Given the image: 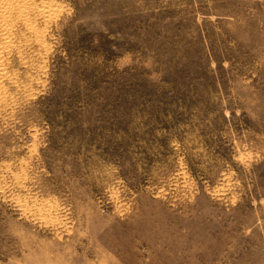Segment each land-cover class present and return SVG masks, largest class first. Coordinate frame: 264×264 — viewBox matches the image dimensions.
<instances>
[{"label": "rangeland", "instance_id": "374dc122", "mask_svg": "<svg viewBox=\"0 0 264 264\" xmlns=\"http://www.w3.org/2000/svg\"><path fill=\"white\" fill-rule=\"evenodd\" d=\"M0 63V264H264V0H0Z\"/></svg>", "mask_w": 264, "mask_h": 264}, {"label": "bare ground", "instance_id": "6f19581e", "mask_svg": "<svg viewBox=\"0 0 264 264\" xmlns=\"http://www.w3.org/2000/svg\"><path fill=\"white\" fill-rule=\"evenodd\" d=\"M20 11V10H19ZM12 18V17H11ZM9 21V20H8ZM7 39V38H6ZM4 68L3 65L0 63V76H2L4 74Z\"/></svg>", "mask_w": 264, "mask_h": 264}]
</instances>
